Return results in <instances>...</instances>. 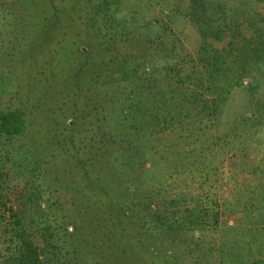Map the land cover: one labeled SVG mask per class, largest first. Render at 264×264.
I'll use <instances>...</instances> for the list:
<instances>
[{"label": "trees", "instance_id": "16d2710c", "mask_svg": "<svg viewBox=\"0 0 264 264\" xmlns=\"http://www.w3.org/2000/svg\"><path fill=\"white\" fill-rule=\"evenodd\" d=\"M41 2H10L20 58L11 77L0 71V96L16 107H0V264H180L175 248L218 229L222 264H264V155L250 157L264 146V107L251 103L264 85V0H178L174 28L136 11L119 22L106 0H45L42 17ZM27 21L46 41L21 84L37 55ZM100 21L120 37L92 42ZM31 86L43 87L35 100ZM224 167H249L254 184L220 204L212 178ZM185 173L200 196L163 197L159 184Z\"/></svg>", "mask_w": 264, "mask_h": 264}, {"label": "rangeland", "instance_id": "374dc122", "mask_svg": "<svg viewBox=\"0 0 264 264\" xmlns=\"http://www.w3.org/2000/svg\"><path fill=\"white\" fill-rule=\"evenodd\" d=\"M41 1H42L41 3L43 7L40 8L39 14L43 17L44 13L45 12L47 13V10H45L47 7L45 6V0H41ZM106 1H107L106 4L108 3H111L112 5L115 4V0H106ZM177 1L178 0H119L113 6L115 8L118 6V12L115 13V19L121 22L127 18V15L129 13L128 11H136L139 14L146 13V15H148L149 17H158L160 20L164 21L166 24L174 28L175 24L173 25L170 24L168 21L169 20L168 18L172 16L171 13L175 12L174 6ZM10 2L11 0H0V71H3V74L9 75L11 77V73H9V70H11V66L13 65V63H15L14 61L16 60V58H20V57L15 56L16 52L18 51L16 52H12V51L15 47V43L18 38L16 37L17 33L20 34V32H18L17 30L18 20L16 16L17 14L21 12V8L17 6L10 7ZM12 7L16 9V13H15L16 15L14 14V10L11 9ZM245 7H246V10L249 12H251L253 8H255L253 3L251 2H249L248 5ZM68 8H70L69 4H68ZM61 17H62L61 14H58L56 17L57 22H59L58 24H60ZM173 21L174 23H177V20L174 19ZM31 23H33V21H27V24H26L27 28H26L25 33H26V36H28L26 39V42L28 43V45L37 46L33 50L35 53H37V55L35 59L29 56L26 57L25 59L26 62L24 64V67L21 68L20 71H18L17 76H19L21 79L23 78L24 80V81H21V84L30 83L31 81L30 76L32 74V65L30 67V65L28 64L30 63L32 64L33 60L39 61V57H40L39 52L41 51L40 45H42V43L40 42L46 41L43 35L39 33L40 30H38L37 32H33ZM160 27L161 26L158 25L156 29L160 30L161 29ZM96 28H97L96 33H93L92 38H91L92 42L94 43L101 42V40L109 38V36L103 37V34L105 33L114 35L116 36V38L120 37L118 33H116L114 30L121 31V29L119 28L112 29L110 27V23H106L104 25L101 23V21L97 22ZM130 30H131L130 26L125 27V31H130ZM188 30H189L188 34L185 35V38L183 37V42L186 44L187 48L190 51H193V49L196 46L195 41L197 38V34L195 33L194 30H190V29ZM136 34L141 35L140 37H138L137 35L136 36L137 38H135L134 40L138 42V40L142 36H147V31L140 28L138 32H136ZM178 35L179 34H177V36ZM72 36H73L72 34L69 35V38H71ZM81 39H83L82 36L76 37L77 41H81ZM128 42L129 40L117 41V44L120 46L121 44H128ZM66 43L67 44L65 48L62 49V51L59 54L61 60H63L65 55H67L68 52L70 51V45H69L68 38L66 40ZM110 45H111V41H110ZM100 50L103 52L105 49L102 46L100 47ZM9 53H11V56H9ZM108 73L109 71H107V74ZM31 87H32V92H34L33 98L35 100L39 97L38 94L40 93L41 88L43 87L41 86L40 89L39 88L36 89L34 88V86H31ZM101 91L103 90L101 89ZM241 98L242 97L240 96L237 97L236 101L240 103L242 100ZM251 98H252L251 103H253L255 107L256 106L258 108L264 107L262 103H260L264 99V85L260 89H257L256 92L253 93ZM11 104L12 105H10L8 101L6 100V98L3 97L1 94L0 107L8 108V110H11V111L16 110L15 104L13 103ZM172 142L174 143L175 141L173 140ZM250 153H251V156H250L251 159L260 163L261 159L263 158L262 156L264 155V146H262L261 148L252 146L250 148ZM148 167H149V162L146 161V168ZM248 171H249V167L245 171L247 172V174L243 176L239 173V169L237 168L232 169V171H228V169L224 167V168H221L219 173L215 177L212 178L215 181V184H214L215 189L212 191H213V194L215 195V198L218 200V202H220V204H222V200L224 198L227 200H230L229 196L231 195V193L237 192V190H241V191L244 190L245 189L243 187L244 185L248 186V185L254 184V177L252 174H249ZM230 172H231V175L234 176L235 180L231 178V175L229 176ZM167 174L169 175L168 172ZM236 174H238V176ZM245 180H249V181H245ZM148 182H151L152 186H154L156 183L159 184L158 181L155 182L154 184V180L153 181L149 180ZM205 185L206 184H204V186ZM159 186L161 187L159 188L163 192V197H166V198L174 197L182 193L186 194V196L187 195H199L200 196V193H202L201 191H199V189H197L198 186L192 182L191 175L186 174V173L184 174V176H181L180 178L173 176L172 178L168 179V181H165L162 185L159 184ZM148 189H151V188H148ZM158 198H162V196H159ZM242 217L243 215L240 212L234 213V214H226L221 217L220 227L221 228L224 226L231 227L235 224L236 221L241 220ZM219 230L220 229L216 231L205 230L202 233L201 237L196 236L200 240V245H198L195 250L187 249L184 246H179L175 248L174 253L179 259L180 264H222V259L220 258L218 254V250H217V246L220 244V239H221V236H220L221 234Z\"/></svg>", "mask_w": 264, "mask_h": 264}]
</instances>
